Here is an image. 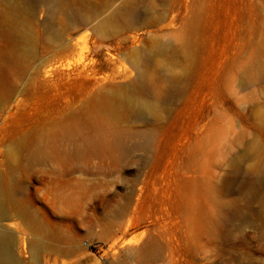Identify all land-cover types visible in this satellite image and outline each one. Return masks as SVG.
<instances>
[{"label": "rangeland", "instance_id": "obj_1", "mask_svg": "<svg viewBox=\"0 0 264 264\" xmlns=\"http://www.w3.org/2000/svg\"><path fill=\"white\" fill-rule=\"evenodd\" d=\"M21 158L16 195L73 245L41 264H264V0H0L4 187Z\"/></svg>", "mask_w": 264, "mask_h": 264}, {"label": "bare ground", "instance_id": "obj_2", "mask_svg": "<svg viewBox=\"0 0 264 264\" xmlns=\"http://www.w3.org/2000/svg\"><path fill=\"white\" fill-rule=\"evenodd\" d=\"M136 114L138 117H142L146 114L152 117H160L158 106L154 101H142ZM143 135L148 142H151L154 138L153 132H143ZM97 152L96 150L95 153ZM28 155L33 163H48L49 160H52L51 151L44 148L41 144L30 148L28 150ZM23 164L24 161L21 158L19 164L10 167L11 176L5 181V187L0 182V264H25L16 252L18 240L14 225L5 223V221L13 217V213L26 220L30 231L37 238L31 244L32 260L31 263L27 264H41L40 257L46 250H49L53 254H66L70 253L71 247L73 246L66 238L62 235H57L47 225L40 221L39 217L30 206L16 195L21 191L22 185L15 180L14 176H16V172L22 168ZM262 206L264 207V200H262ZM123 216L126 218L127 224L130 223L133 220L132 210L127 209ZM126 244H140V239L130 240ZM126 244L124 243L123 246ZM152 245L153 239L149 238L143 242L138 251L149 252Z\"/></svg>", "mask_w": 264, "mask_h": 264}]
</instances>
